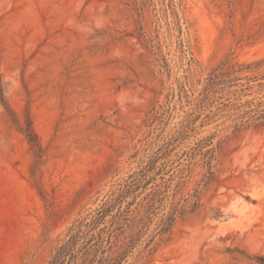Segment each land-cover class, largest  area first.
<instances>
[{
  "label": "rangeland",
  "instance_id": "374dc122",
  "mask_svg": "<svg viewBox=\"0 0 264 264\" xmlns=\"http://www.w3.org/2000/svg\"><path fill=\"white\" fill-rule=\"evenodd\" d=\"M262 109L264 0H0V264H264Z\"/></svg>",
  "mask_w": 264,
  "mask_h": 264
},
{
  "label": "trees",
  "instance_id": "16d2710c",
  "mask_svg": "<svg viewBox=\"0 0 264 264\" xmlns=\"http://www.w3.org/2000/svg\"><path fill=\"white\" fill-rule=\"evenodd\" d=\"M264 116V109L258 113V118ZM102 219V214L89 222L84 219L79 221L75 228H71L68 240L64 241L54 252L46 264H106L103 256L96 260L97 253H104L101 246V231L96 235L89 234L94 226H98ZM80 260V261H79Z\"/></svg>",
  "mask_w": 264,
  "mask_h": 264
}]
</instances>
